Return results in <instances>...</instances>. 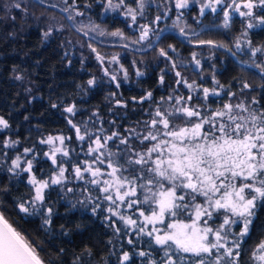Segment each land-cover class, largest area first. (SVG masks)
Masks as SVG:
<instances>
[{
	"label": "trees",
	"instance_id": "trees-1",
	"mask_svg": "<svg viewBox=\"0 0 264 264\" xmlns=\"http://www.w3.org/2000/svg\"><path fill=\"white\" fill-rule=\"evenodd\" d=\"M17 2L21 4L19 9L12 6ZM154 2L145 0L141 16L139 0H124L116 11H105L107 0H76L75 9L83 15L76 16L72 12L74 18L70 20L69 13L61 10L67 6L63 1L0 0V117L8 122L7 128L0 127V211L37 248L46 264H77V258L78 264H121L124 252L130 255L124 264H148L150 260L161 264L164 256L161 246L150 245L151 238L138 236L136 230L125 227L118 216H111L107 211L109 202L99 201L100 208L93 214L92 207L101 194L94 190L95 186L85 183L89 179L87 174L85 180H77L72 169L94 157L95 153H88L94 137L100 136L103 141L104 136L113 132L129 136L126 130L135 129L142 138L149 131L145 122L151 121L157 107L161 111L172 110L170 104L176 100H169V96L187 100L191 95L193 99L187 101L201 105L202 114L221 108L225 102L250 104L253 97L260 102L253 107L264 108V53L255 56L251 53L252 48L264 45V26L248 31L246 36L250 45L245 39H238L241 45L238 50L235 37L242 22L237 14L230 18V26L224 28L223 11L213 13L205 9L201 15L200 3L195 0L179 10L175 8V0ZM113 3H119V0H113ZM67 4L71 5L72 0H67ZM129 8L137 12L135 23L130 15H125ZM255 10L264 14L260 9ZM157 16L161 17L159 21ZM87 22L103 27L108 33L121 31L123 38L117 40L124 42L137 40L141 25H148L151 31L146 40L125 48V44L98 40L78 31L80 28L86 30L84 23ZM166 28L176 31L184 28L189 39L165 32L154 42L156 34ZM49 29H52L51 34L45 37L44 33ZM198 40H212L216 44L201 45L196 43ZM89 43L104 57L103 63L97 60ZM219 44L228 45L227 49L236 55L233 57L225 47H218ZM169 45L173 47L169 48ZM162 48L167 57L159 54ZM196 48L213 52L212 57L203 60L198 67L189 62V54ZM112 49L121 50L118 63L127 72L125 77L118 67L113 74L115 81L111 79L109 62L105 58ZM256 65H262L263 69ZM104 69L108 70L107 74ZM137 71L143 75L137 76ZM211 77L224 87L213 84ZM90 79L95 80L93 85H88ZM179 79L203 81L216 88L219 95H209L205 101L203 92L199 95L191 93L184 83L177 84ZM244 83L251 87L243 88ZM229 92L235 96L227 95ZM148 93H151L150 98L140 99ZM117 100L121 104L118 105ZM69 107H74L73 113L66 111ZM171 120L172 124L184 126L182 119ZM72 125H76L82 135L87 131L90 137L86 135L85 140L80 141ZM49 136L65 137L60 146L69 152L67 157L58 153L56 165L45 155L47 144L41 143ZM5 141L17 143L6 147ZM129 143L137 152L152 146V142L141 144L139 139H130ZM124 147L119 139H115V143L108 141L102 151L117 152ZM26 148L32 151L25 154ZM17 155L21 156V167L26 166V160H32L31 173L19 168L9 170ZM120 163L123 164L124 159H120ZM61 165L67 169L65 182L50 184L44 189L43 206L39 213H33L27 203L35 195V188L29 183L30 176L49 180ZM131 174L130 171L124 173ZM69 188L73 191H67ZM89 194L92 200H86ZM137 198L143 199L139 189L137 197L132 199ZM197 202L203 203V198ZM20 203L29 207V213L19 210ZM48 208L52 209L51 224L44 223ZM137 209L145 214L149 212L147 205L129 209L126 204L120 205L119 212L140 223L142 217ZM186 217L179 215L176 218ZM171 219L166 216L165 222ZM116 228L120 229L118 233ZM148 229H151L150 225ZM239 230V226H233V231ZM130 239L132 244L128 243ZM261 239H264V202L257 203L250 233L241 245L238 264H253L250 259L252 249ZM141 251L150 255L141 257L138 254Z\"/></svg>",
	"mask_w": 264,
	"mask_h": 264
},
{
	"label": "snow or ice",
	"instance_id": "snow-or-ice-1",
	"mask_svg": "<svg viewBox=\"0 0 264 264\" xmlns=\"http://www.w3.org/2000/svg\"><path fill=\"white\" fill-rule=\"evenodd\" d=\"M63 2L67 6L61 10L69 13L70 20L74 18L72 12L76 16L83 15L75 9L76 0H72L71 5L67 4V0ZM123 2L124 0H119V3L114 4L113 0H107L104 5L105 11H116ZM190 2L191 0H175V8L177 10L187 8ZM195 2L200 3L201 15L204 14L205 9H210L213 13L218 10L223 11L224 28L230 26L229 21L234 14L248 18L247 29L264 26V16H258L254 12V9L264 11V0H205L203 3L201 0H195ZM12 6L21 8L18 2ZM51 6L57 7L56 4ZM86 6L91 7V5ZM144 8L145 0H139V15L143 16ZM24 11L26 12V9ZM125 15H130L133 23L136 22L135 9L129 8ZM160 19V16L156 17L157 21ZM179 19L178 16L177 20ZM97 27L94 26L92 31H96ZM140 28L139 38L132 43H139L148 38L150 27L145 24ZM51 31L52 29H49L44 36H49ZM78 31L84 29L80 28ZM180 34L188 38L184 28H180ZM84 35L87 36L88 32L84 31ZM99 35L123 38V33L119 30L111 33L100 31ZM244 35L247 33L245 32ZM196 42L201 45L216 44L212 40ZM247 43L250 45L251 41ZM217 46L228 48L225 44ZM88 47L96 54L97 60L103 63L104 57L97 49L92 47L91 43ZM124 47L127 48L128 45L125 44ZM236 48L238 50L241 48L239 40L236 41ZM228 50L231 52L230 48ZM251 53L253 56L264 53V46L252 48ZM159 54L166 57L168 55L163 48L160 49ZM231 54L236 55L235 52ZM195 56L196 54L193 53L194 60ZM111 60L117 61L118 55L114 54ZM195 63L199 65L200 61L195 60ZM104 71L107 74L108 70L104 69ZM136 74L143 75L139 71ZM176 75L179 77L180 73L177 72ZM125 77H127L126 71ZM111 79L115 81L116 76L112 75ZM214 82L219 84L215 79ZM87 83L93 85L95 80L90 79ZM181 83L189 89H194L193 84H187L183 79L177 80V84ZM116 86L119 88L120 85L117 83ZM250 87L248 83L243 84V88ZM202 92L205 101L209 95H219L216 88H203ZM227 95L234 97L235 93L229 92ZM150 97L151 93H148L140 99L145 100ZM168 99L172 100L174 97L169 96ZM192 99L191 95L187 97L188 101ZM175 100L176 104L171 111H161L159 107L156 108L151 121L145 122L149 131L142 138L135 129L126 130L129 136H121L113 132L110 136H104L103 142L100 136H97L94 141L95 147L90 145L88 153L98 154L91 163L85 160L83 164L73 167L75 179L85 180V173L89 174L90 178L85 183L95 186L94 190L101 194L96 197L97 202L92 207L93 214L100 208L99 201L109 202L107 211L111 216H118L125 227L131 226L138 236L145 235L151 238L150 245L154 243L161 246L164 253L161 264H238L241 245L250 233L257 203L264 202V108L253 107L260 103L253 97L250 104L243 101L237 104L228 102L221 108L210 110L209 114H202L200 105L189 107L187 102L182 104L183 97H175ZM116 103L119 105L121 101L117 100ZM66 111L73 113L74 107H69ZM171 118L182 119L184 126L172 124ZM72 126L76 128L77 138L80 141H84L86 135L90 137L91 134L87 131L82 135L76 125ZM0 127H8V122L3 117H0ZM114 138L119 139V143L125 147L117 152L102 151L106 149L108 141L115 143ZM130 139H139L141 144L150 141L152 146L146 151L137 152L130 145ZM64 140L63 136H49L41 143L54 145L55 141H59L60 145H63ZM15 143L17 141H5V146ZM31 151L32 149L29 148L24 149L25 154ZM57 153L65 157L69 155L66 148L53 146L49 153H45L53 165L57 164ZM120 159H124L123 164L120 163ZM25 164V167H21V156L17 155L12 160V168L9 170L15 171L19 168L22 172L31 173L32 160H26ZM103 164H106L110 171H102L96 166ZM66 171L67 169L61 165L58 174L50 177L49 180H38L35 175L30 176L29 183L35 188V195L27 203L31 205L33 213H39L43 206L44 189L50 184L64 183ZM129 171L133 174L124 175ZM145 174L148 176L147 179ZM104 176L109 178L102 179ZM138 181L143 182L138 183ZM138 189L142 191V200L132 199L137 197ZM67 191L73 190L69 188ZM201 197L203 203L197 202ZM92 199L91 194L86 197V200ZM121 204H126L129 209L137 205H147L149 214L146 215L143 210L137 209L139 216L142 217V221L138 223L130 216L120 214ZM18 207L21 212L29 213V207H26L25 203H20ZM51 215L52 209L48 208L45 224H51ZM179 215H187L189 222L175 219ZM214 215L222 219L216 227L209 224ZM166 216L173 218L172 222L167 223L165 229L157 227V224H165ZM148 225L152 226L150 230ZM233 226H239V232L233 231ZM115 231L118 233L120 229L116 228ZM128 243L132 244V240L130 239ZM138 254L141 257L150 255L144 251ZM129 259V253L124 252L121 264ZM250 259L255 264H264V239L253 247ZM0 264H44L37 248L13 228L3 213H0ZM148 264H157V262L150 260Z\"/></svg>",
	"mask_w": 264,
	"mask_h": 264
},
{
	"label": "rangeland",
	"instance_id": "rangeland-1",
	"mask_svg": "<svg viewBox=\"0 0 264 264\" xmlns=\"http://www.w3.org/2000/svg\"><path fill=\"white\" fill-rule=\"evenodd\" d=\"M51 1H54V0H51ZM56 1H63V0H56ZM148 1H153V2H154V1H156V0H148ZM204 1H205V0H204ZM154 3H156V2H154ZM62 7H63V6H62ZM254 12H255V14L258 15V16H264V14H261V13L257 12L255 9H254ZM237 15H238V14H237ZM238 17L241 19L242 24H241V28H240V30H239V33H238V34L236 35V37H235V40H238V39L243 38V39H245L246 42H247V36L244 35V33L246 32V33L248 34V31L250 30V29H247V28H246V24H247V19H248V18H246V17H240L239 15H238ZM84 26L87 27V29L84 30V31H87L88 34L91 35L92 37H94L95 39L111 41V42H113V43H119V44L121 43V44L133 45V46L136 45L135 43H132V41H127V42L119 41V40H117L118 37H113V36H110V35L100 36V35H99V32H100V31H104L105 33H108V32H106V31L104 30L103 27L98 26L96 31H92V28H93L94 26H96V25L87 22V23H84ZM254 28H255V27H254ZM179 29H180V28H179ZM178 32H180V31H178ZM187 33H188V32H187ZM183 38L186 39L184 36H183ZM187 39H189V34H188V38H187ZM245 44H246V43H245ZM235 45H236V44H235ZM261 46H264V45H261ZM261 46H260V47H261ZM119 53H121V50H115V49H112V50H110V54L105 55V58H106V59L108 60V62H109L111 75L115 74V72H116V70H117L118 67L120 68V71H121L123 74H125L124 68H123V67L121 68V65L118 63V60H117V61H112V60H111V57H112L114 54H115V55H119ZM193 53L196 54V56H195V60H199V61H200V64H201V62H202L203 60H205V59L209 60L210 57H212V55H213V52H212V51L203 50V49H201V48L193 49V50L190 52V54H189V62H190L191 65L194 66V67H198V66H200V64L197 65V64L195 63V60L193 59ZM115 66H116V67H115ZM259 68H260V69H263V66L260 65ZM200 78H201V75H200ZM211 79H212L213 84H215L213 77H211ZM184 81H185V80H184ZM186 82H187V84H193V85H194V89H189V88L184 84V85L186 86V88H187L191 93H194V94H197V95H199L200 92H202V89H203V88H207V87H209V88H213V86H208V85H206L203 81H199V82H197V81H186ZM217 87H219V88H223L224 86H222V85H217ZM174 99H175V98H174ZM184 102H187V106H189V107H194V106L199 105V104H197V103H195V102H192V103H191V102H188L187 100L182 101V104H183ZM225 103H228V102H225ZM175 104H176V101H175L174 104H170V107H169V108L173 107ZM235 104H237V103H235ZM200 106H201V105H200ZM209 112H210V111H209ZM209 112H208V113H205V114H209ZM205 128L207 129V125L205 126ZM96 138H97V137H94L93 140H92V142H91V146H92V147H95L94 141H95ZM45 140H47V138H46ZM101 141H102V139H101ZM102 142H103V141H102ZM53 146H55V147H61L59 141H55V142H54V145H49V144H47V149L45 150V153H49L50 150L53 148ZM57 154H58V153H57ZM57 154H56V155H57ZM97 154H98V153H95L94 156L97 155ZM93 158H94V157H92V159H93ZM92 159L87 160V161H88L89 163H91ZM96 166H99V167L102 169V171H110V169H107V165H106V164H103V165H96ZM58 170H59V168L56 169L55 173H54L52 176L57 175V174H58ZM85 174H87V173H85ZM87 176H88V178H90L89 174H87ZM107 178H109V177H107V176L102 177V179H107ZM148 214H149V212L146 213V215H148ZM221 216H222V213H221ZM176 219L184 220L185 222H189L187 217H186V218H176ZM171 222H172V219L169 220V221H166L164 225L157 224L156 226H157V227H160V228H162V229H165V228H166V224H167V223H171ZM221 222H222V219L217 218V217L214 215L213 220L209 221V224H210L212 227H216V226H218ZM151 227H152V226L150 225V228H151ZM232 230H233V229H232ZM253 264H255L254 261H253Z\"/></svg>",
	"mask_w": 264,
	"mask_h": 264
},
{
	"label": "water",
	"instance_id": "water-1",
	"mask_svg": "<svg viewBox=\"0 0 264 264\" xmlns=\"http://www.w3.org/2000/svg\"><path fill=\"white\" fill-rule=\"evenodd\" d=\"M165 32H172V33H174V34H176V35H178L179 37H181L182 39H184L183 38V36L180 34V32H178V31H176V30H173V29H169V28H166V29H162V30H160L157 34H156V36L154 37V39H153V41L154 42H156L159 38H160V36L163 34V33H165ZM194 43V42H193ZM197 43V42H196ZM227 52H229V50L227 49V48H224ZM230 54H231V52H229ZM232 55V54H231ZM233 56V55H232ZM234 57V56H233ZM244 64H246V65H249V63H244ZM0 213H2L1 211H0ZM4 215V214H3ZM4 217L8 220V222L10 223V224H12L10 221H9V219L4 215ZM13 226V225H12ZM13 228H15L14 226H13ZM16 229V228H15ZM18 232H20L18 229H16ZM21 233V232H20ZM44 264H46L45 262H44Z\"/></svg>",
	"mask_w": 264,
	"mask_h": 264
}]
</instances>
